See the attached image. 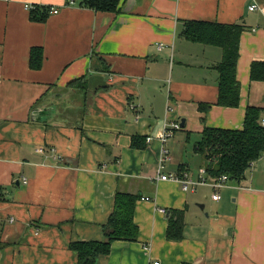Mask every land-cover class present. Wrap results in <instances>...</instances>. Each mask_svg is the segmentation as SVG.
Listing matches in <instances>:
<instances>
[{
    "label": "crops",
    "instance_id": "crops-1",
    "mask_svg": "<svg viewBox=\"0 0 264 264\" xmlns=\"http://www.w3.org/2000/svg\"><path fill=\"white\" fill-rule=\"evenodd\" d=\"M26 4L58 12L39 22ZM185 20L246 26L238 106L216 104L223 50L181 36ZM255 60L264 61V0H122L118 13L0 0V264H77L69 243L103 239L117 189L149 197L136 203L139 239L114 241L96 264H264V154L219 200L210 184L184 191L155 177L167 126L181 124L162 171L197 176L204 127L239 129L248 105L264 107ZM85 74L86 91L67 88ZM201 102L213 103L207 113ZM133 135L147 146L132 147ZM163 208L185 210L182 240L167 239Z\"/></svg>",
    "mask_w": 264,
    "mask_h": 264
},
{
    "label": "trees",
    "instance_id": "trees-1",
    "mask_svg": "<svg viewBox=\"0 0 264 264\" xmlns=\"http://www.w3.org/2000/svg\"><path fill=\"white\" fill-rule=\"evenodd\" d=\"M81 7L95 11L119 12L122 0H76ZM51 13L47 5H34L30 9V18L44 22ZM246 29L241 23H221L206 20H185L181 36L193 41L222 48V60L215 64L218 72V98L216 104L236 107L240 103L241 85L237 78V62L240 55V37ZM41 47H33L30 64L42 65ZM251 79L264 81V61L255 60L250 68ZM88 75L85 74L71 81L67 88L87 90ZM213 103L201 102L199 110L208 112ZM205 120V117H203ZM264 107L248 105L242 128H223L205 126L201 132L195 150L203 154L207 162L208 178L217 181L226 174L229 180L241 182L245 179L253 162L264 154ZM131 146L145 148V137L133 135ZM3 188L0 186V199ZM143 196L117 189L114 207L107 221L102 224L103 239L76 240L69 243V248L77 254V264H96L99 257L111 252L116 240L137 241L139 226L135 222L136 203ZM168 216L166 237L168 240L180 241L184 238L185 210L171 208Z\"/></svg>",
    "mask_w": 264,
    "mask_h": 264
},
{
    "label": "built area",
    "instance_id": "built-area-1",
    "mask_svg": "<svg viewBox=\"0 0 264 264\" xmlns=\"http://www.w3.org/2000/svg\"><path fill=\"white\" fill-rule=\"evenodd\" d=\"M67 1L69 4H74L76 0H67ZM32 7H33V5L26 4L27 9H31ZM258 7H259L258 4H252L251 6H249V9L253 11V10L257 9ZM56 12H58V9L51 7V13H56ZM263 123H264V120H263ZM179 128H181V124L179 122H175L171 126H167V128H165L164 132L161 135V140L164 144V147L161 151L160 162H159L158 167L156 169V175H155L156 179H159V180H167V179L176 180L181 184L182 189L184 191H194L198 185L210 184L215 188V192L212 195L213 199L219 200L221 195H220V192L218 191V189L225 186L226 182L229 180V178L226 174H223L222 176H220V178L217 181H213V180H210L208 178V173H207L206 168L200 169L197 176H193L190 172L185 171V170L181 171L177 175L166 174L162 171V168L164 167V160H166V158L169 156V153H170L169 149L167 147H165V144H166L168 138L173 134V131L177 130ZM24 182L25 183L27 182L26 178L24 179ZM142 199H149V197L143 196ZM161 211L166 213L167 209L163 208V209H161ZM12 220H13V218H11V221ZM155 264H159V262H155Z\"/></svg>",
    "mask_w": 264,
    "mask_h": 264
},
{
    "label": "rangeland",
    "instance_id": "rangeland-1",
    "mask_svg": "<svg viewBox=\"0 0 264 264\" xmlns=\"http://www.w3.org/2000/svg\"><path fill=\"white\" fill-rule=\"evenodd\" d=\"M173 134H174V133H173ZM173 134H172L171 136H173ZM171 136H170V137H171ZM170 137H169V138H170ZM187 146L189 147L188 149L191 148V145H190V144H187ZM196 160H197V159H196ZM196 160L194 159V160L191 161L192 167H195L194 165L197 163Z\"/></svg>",
    "mask_w": 264,
    "mask_h": 264
},
{
    "label": "water",
    "instance_id": "water-1",
    "mask_svg": "<svg viewBox=\"0 0 264 264\" xmlns=\"http://www.w3.org/2000/svg\"><path fill=\"white\" fill-rule=\"evenodd\" d=\"M201 208H203V205H201ZM169 213H170V211H167L168 216H169Z\"/></svg>",
    "mask_w": 264,
    "mask_h": 264
},
{
    "label": "bare ground",
    "instance_id": "bare-ground-1",
    "mask_svg": "<svg viewBox=\"0 0 264 264\" xmlns=\"http://www.w3.org/2000/svg\"><path fill=\"white\" fill-rule=\"evenodd\" d=\"M68 2V1H67Z\"/></svg>",
    "mask_w": 264,
    "mask_h": 264
}]
</instances>
